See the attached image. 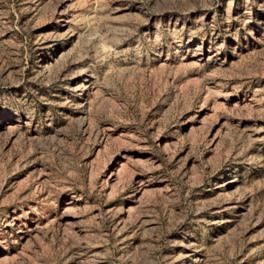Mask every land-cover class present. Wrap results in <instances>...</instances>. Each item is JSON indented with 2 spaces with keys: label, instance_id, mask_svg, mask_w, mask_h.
I'll use <instances>...</instances> for the list:
<instances>
[{
  "label": "rangeland",
  "instance_id": "obj_1",
  "mask_svg": "<svg viewBox=\"0 0 264 264\" xmlns=\"http://www.w3.org/2000/svg\"><path fill=\"white\" fill-rule=\"evenodd\" d=\"M0 264H264V0H0Z\"/></svg>",
  "mask_w": 264,
  "mask_h": 264
}]
</instances>
